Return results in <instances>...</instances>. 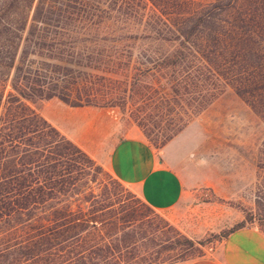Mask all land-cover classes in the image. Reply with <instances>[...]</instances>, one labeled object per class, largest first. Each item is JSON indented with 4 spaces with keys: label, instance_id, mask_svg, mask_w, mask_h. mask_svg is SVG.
Masks as SVG:
<instances>
[{
    "label": "trees",
    "instance_id": "1",
    "mask_svg": "<svg viewBox=\"0 0 264 264\" xmlns=\"http://www.w3.org/2000/svg\"><path fill=\"white\" fill-rule=\"evenodd\" d=\"M142 2L188 46L173 63L196 59L187 81L203 74L205 81L226 79L262 111L264 0H0V233L16 235L0 247V264L1 257L8 264H140L141 247L157 245L151 237L159 224L141 223L134 203L155 209L133 193L122 214L75 210L69 200L59 206L74 171L94 160L25 101L58 97L73 107L94 105L90 92L69 85L60 63L63 40L100 29L124 7L132 12L122 15L135 16ZM193 38L206 44L193 49Z\"/></svg>",
    "mask_w": 264,
    "mask_h": 264
},
{
    "label": "rangeland",
    "instance_id": "2",
    "mask_svg": "<svg viewBox=\"0 0 264 264\" xmlns=\"http://www.w3.org/2000/svg\"><path fill=\"white\" fill-rule=\"evenodd\" d=\"M150 7L140 3L135 16L122 15L132 12L124 7L100 29L65 37L60 62L67 67L72 88L90 92L92 106L117 117L118 136L138 130L157 149L177 139L170 149L181 156L175 167L188 181L190 195L181 203L178 224L133 199L140 222L159 224L160 229L151 237L157 245L141 247L136 257L140 264L212 256L240 225L264 232V105H259L262 111L256 109L220 77L205 81L203 74L193 83L187 81L196 59L189 55L188 61L173 63L177 54L183 58L189 53L188 46H181L169 26L152 17ZM189 44L198 49L197 44L206 43L193 38ZM25 101L45 118V113L61 117L70 108L58 97ZM93 160L74 171L75 183L59 194L63 200L59 206L69 200L75 210L82 205L101 214L124 213L130 193H135ZM14 236L0 233V247ZM1 260L8 264V257Z\"/></svg>",
    "mask_w": 264,
    "mask_h": 264
},
{
    "label": "crops",
    "instance_id": "3",
    "mask_svg": "<svg viewBox=\"0 0 264 264\" xmlns=\"http://www.w3.org/2000/svg\"><path fill=\"white\" fill-rule=\"evenodd\" d=\"M69 107L61 117L45 113L46 118L143 201L178 224L181 203L190 192L188 181L175 167L181 156L170 149L177 139L157 149L138 130L118 136L117 117L106 108ZM158 264H264V232L244 226L229 233L212 256Z\"/></svg>",
    "mask_w": 264,
    "mask_h": 264
}]
</instances>
